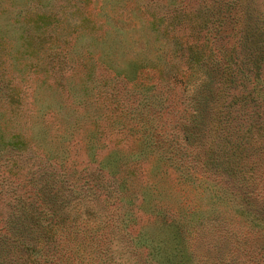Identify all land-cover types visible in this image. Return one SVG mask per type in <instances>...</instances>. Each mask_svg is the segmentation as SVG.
I'll return each mask as SVG.
<instances>
[{
    "label": "trees",
    "instance_id": "16d2710c",
    "mask_svg": "<svg viewBox=\"0 0 264 264\" xmlns=\"http://www.w3.org/2000/svg\"><path fill=\"white\" fill-rule=\"evenodd\" d=\"M157 1L143 2L141 22L132 16L140 29L130 24V49L116 28L81 29L88 40L70 53L52 33L53 13L22 20L26 46L49 42L58 80L69 61L95 62L125 90L78 94L88 106L61 114L65 133L48 156L34 152L38 131L0 127V150L18 171L0 203V264H264L263 0ZM9 89L8 121L25 97ZM57 106L45 105L54 117ZM79 120L84 135L73 141ZM71 140L85 155L79 167L68 161Z\"/></svg>",
    "mask_w": 264,
    "mask_h": 264
},
{
    "label": "rangeland",
    "instance_id": "374dc122",
    "mask_svg": "<svg viewBox=\"0 0 264 264\" xmlns=\"http://www.w3.org/2000/svg\"><path fill=\"white\" fill-rule=\"evenodd\" d=\"M82 1L0 0V127L4 130V136L11 129H19L27 134H33L38 131V135H43L42 141L44 145L39 144V149L34 150V152L45 153V156H48V151L47 149L44 150V147L49 144H55L56 140L60 138L59 135H64L65 133L61 131V114L74 108L79 112L87 105L77 103L78 94L82 95L83 93L84 96L92 98L99 84L105 86L102 87L105 91H108L111 85L120 91L123 88L125 90V85L119 79L113 80L110 76V71L98 66L95 62H92L90 66L88 63L87 67H82L77 62L69 61V65L61 72L63 77L58 80L57 69L53 68L50 70L47 68L46 59L48 57L46 52L49 42L38 45L30 41L32 39L27 38L28 46L24 44L22 36L30 30V28L22 24L24 17L31 16L34 12L53 13L59 20L52 32L53 35H59L60 39H69L68 48L71 50L70 53H74L76 48H79L76 47L79 42L83 46V43L88 40L83 35L86 30H91L94 35L100 31H108L109 34H113L116 28L122 31L118 37L122 41L125 40L126 46L130 45V49L132 46L131 41L136 36V32L138 33V29H140V26H137L139 24L138 21L134 20L132 16L135 19L138 18L141 22L147 11L143 10V2L147 0H87L86 3ZM165 1H157L160 4L158 9L163 8L161 5L165 4ZM152 9L154 8L149 7L150 11ZM86 15L89 17L90 22L82 21ZM80 23H85V27L81 28ZM114 24L118 27L114 26ZM130 24L137 26L136 32H133L132 36L129 32L132 29ZM72 28H75V31L69 33ZM76 33H78L79 38H75ZM50 43L52 47H57L61 44L60 41L52 40H50ZM133 44L135 47L136 43L134 42ZM82 46V49L85 48ZM10 85L20 86V90L24 92L25 97L20 105V113L16 119L8 121L9 104L3 101L2 97L4 92L7 93L10 90ZM48 102L56 105L60 103L61 106H57L60 114L56 112L54 117L53 110H56V107L54 106L53 110L52 108H46L45 105ZM85 126L84 122L79 120L77 127L72 132L73 141L74 139H80L84 135L83 128ZM66 135L69 137V134ZM73 141L69 146L71 157L68 158V161L72 159V162H75L76 166L79 167L83 164L85 155L82 148H75L77 143L73 144ZM74 148L75 151H73ZM27 153L33 154L30 149H28ZM12 157L14 158V155ZM35 157L37 158V156ZM9 158L8 154L0 150V203L10 198L12 190H9V187L15 183L13 181H16V177H18L16 175L18 173L17 168L12 165L13 163ZM21 164L22 161H18L15 165L19 166ZM9 180L10 182H8ZM175 190L179 194L178 188H175ZM183 190H185L190 199L197 195L193 191H188L187 187ZM187 202H192V200H187ZM222 203L228 202L221 201L214 203V206L220 208ZM179 204L189 210H195L197 205H200V209L205 206L204 203ZM142 216L139 222L145 217L144 213ZM202 249V245H198L196 248L195 255L197 258H203L199 257Z\"/></svg>",
    "mask_w": 264,
    "mask_h": 264
}]
</instances>
